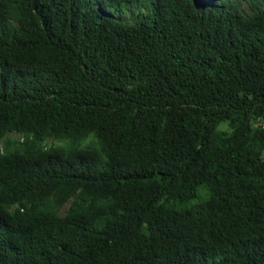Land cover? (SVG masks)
Segmentation results:
<instances>
[{
	"label": "trees",
	"instance_id": "16d2710c",
	"mask_svg": "<svg viewBox=\"0 0 264 264\" xmlns=\"http://www.w3.org/2000/svg\"><path fill=\"white\" fill-rule=\"evenodd\" d=\"M0 264H264V0H0Z\"/></svg>",
	"mask_w": 264,
	"mask_h": 264
}]
</instances>
